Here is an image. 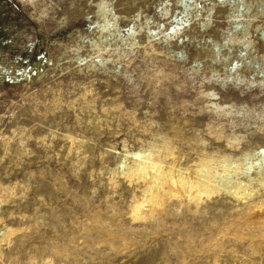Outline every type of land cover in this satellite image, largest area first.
Here are the masks:
<instances>
[{
  "label": "rangeland",
  "instance_id": "obj_1",
  "mask_svg": "<svg viewBox=\"0 0 264 264\" xmlns=\"http://www.w3.org/2000/svg\"><path fill=\"white\" fill-rule=\"evenodd\" d=\"M101 1L122 36L136 32L133 50L101 39ZM243 5L251 31L264 30V0H0V264H264V221L238 227L242 203L220 193L195 211L166 199L144 225L129 217L144 184L119 170L151 147L183 172L229 153L226 137H238L236 156L264 147V43L252 33L247 59L226 44ZM93 42L105 63L92 64ZM5 229L15 233L1 240ZM116 235L130 244L102 241Z\"/></svg>",
  "mask_w": 264,
  "mask_h": 264
},
{
  "label": "bare ground",
  "instance_id": "obj_2",
  "mask_svg": "<svg viewBox=\"0 0 264 264\" xmlns=\"http://www.w3.org/2000/svg\"><path fill=\"white\" fill-rule=\"evenodd\" d=\"M241 2L243 4L244 1ZM184 7L186 11L187 10L186 8L187 7L189 8L190 6L184 4ZM246 7L244 6V8L242 9H236V8L233 10L231 9L232 14L230 19L233 22L232 30L236 34L238 33L240 37L239 38L236 37L237 39H233L231 37L232 39H230V37L228 36L229 38L226 41V44L228 46L226 47L229 48V50L231 48H236L237 52L240 55L243 53L245 58L246 55L249 53V51L253 49L252 33L255 32L258 33L257 34V36H259L258 40H261L264 43V30L259 29L258 24H256L254 26L255 27L254 30L251 31L250 25L253 22L254 16H251V14L248 11L249 9H247ZM97 8H98V12H97L98 18H100L101 21H97L95 24L96 27L98 28V33L101 35V39L106 38V36L112 37L113 41L124 43V45L132 48L133 50L134 49L133 47L136 46L138 40L135 34L136 32L130 29L127 31V34L122 36L119 30V18L117 15L113 13L110 4L105 3V1L104 2L101 1L98 4ZM199 14L200 13H198L197 11L195 12L196 16H198ZM178 22L177 24H174L176 26L173 27L170 31V33L175 34L176 36L180 34V31L184 32V28L182 26L183 24ZM158 32L160 31L158 30ZM171 35L167 34L164 30L163 36H165V39L166 37H168L167 40H170ZM180 38L182 39V36H180ZM169 43H171V41ZM91 48L94 56V59H92L91 61L92 64L94 62H99L103 64L107 61V59H105L103 56L104 50L106 48L104 45L103 47H101L99 46L98 43L93 42L91 44ZM136 48H138V45ZM226 55L227 54L224 53L221 57L225 58ZM248 56H250V53ZM241 57L244 58L243 56ZM242 58H240V61ZM261 58H262V62L264 63V54L262 55ZM250 61L248 62V64L250 63ZM263 68L260 69L262 70V72L264 71ZM241 70L242 68L239 70L237 66L236 67L231 66L229 68V72H232L233 78H236L235 77L236 74H238V76L240 77L239 74ZM262 74H264V72ZM230 75L227 76L229 77ZM212 105L213 103H211V106ZM214 107H215L214 110H218L219 112L221 111L224 112L222 107L218 105H215ZM224 109L226 110V108ZM258 118H263L262 120H264V117H258ZM218 134L220 138H222L224 135V134L222 135L221 132H219ZM68 138L72 139V137L70 136H68ZM224 140H225L224 142L225 147H227L229 149L228 151H230L229 153H223L220 155L206 154V156L200 157L198 159V161L195 163L193 168L189 169L190 170L189 172L186 167H185L186 169H184L185 172H183L182 168H180L181 169L180 170L178 167L177 170L172 164L166 165V162L164 164L163 163L164 161L162 162L161 159L159 158V151H157L158 147L155 148L156 150L154 149V147L150 146L151 148L142 150L140 152L138 151L135 153L127 152L119 164L120 173L128 180L135 179L143 182L144 184V188L142 190L144 193V197L142 199L140 198V200H134L132 205H130V209H129L130 220H132L133 222L143 223L144 225L145 223L148 224L151 221H157L163 212L164 202L166 199L168 200L176 199L179 201L182 197L183 198L185 197L188 206L192 205L194 207V210L197 211L199 205L205 199H210L213 195L223 193L226 196L228 197L230 196L231 198H233L239 204L242 203L243 205V208H237L235 213L233 214V216L237 220L238 227L239 226L241 227L242 225H258L259 223L263 222L264 200L259 198L254 200L253 196L257 194L256 193L258 191L257 188L259 187L264 188V147L261 148V150L259 149L256 150L254 148L253 149L245 148L246 150L245 149L241 150L239 154L236 156L233 153H231V151H235L238 149V145H239L238 137L233 135L232 137H226ZM169 155L170 153L168 154V156ZM251 173H254V176H252ZM253 184L255 185L254 187ZM2 190L6 191V189L3 188ZM159 221H161V219ZM14 233L15 232L11 229L10 230L5 229L3 233H1L2 234L1 240L8 239ZM116 237L118 236L116 235ZM102 241L107 245L113 247V249H117V250L121 248L122 249L126 248L130 244L125 238H119V237L115 238L113 236H105L103 237ZM262 244H264V240L260 241L257 239L256 246L262 247ZM256 246L254 248H256L257 250Z\"/></svg>",
  "mask_w": 264,
  "mask_h": 264
}]
</instances>
